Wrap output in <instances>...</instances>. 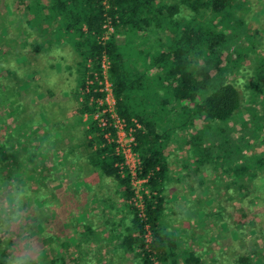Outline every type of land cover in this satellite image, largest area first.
<instances>
[{
	"label": "trees",
	"instance_id": "16d2710c",
	"mask_svg": "<svg viewBox=\"0 0 264 264\" xmlns=\"http://www.w3.org/2000/svg\"><path fill=\"white\" fill-rule=\"evenodd\" d=\"M251 7V0H0V184L5 194L13 187L10 180L15 168L32 162L39 165L36 139L30 137L35 133L43 136L44 132L34 123H19L20 112H28V104L22 101L23 94H14L11 84L3 82L2 72L10 79L15 75L14 69L5 68L3 62L25 54L27 49L40 52L43 43L64 42L78 56L72 97L77 112L75 123L83 125L84 139L79 145L88 165L115 184L114 197L102 202L100 213L109 228L107 235L97 233L92 221L82 223L76 235L78 250L82 252L83 244L94 240L98 246L114 240L115 255L103 264L121 263L129 255L132 264H176L173 258L178 242L169 222L181 214L166 210L174 181L178 191L181 182L189 189H198L191 198L199 202L194 205L196 214L202 212L214 218L225 212L223 199L215 210L206 211L203 200L211 193L202 196L200 190L213 189L219 194L220 186L224 187V197L238 200L234 208L241 210L236 223L240 230L247 222L241 204L250 201L247 209L256 217L261 240L251 246L248 242L237 243L243 249L234 241L225 253L231 259L229 264H264V54L256 55L255 61L252 53L231 43L248 35L250 42L245 47H255L254 40L261 39L258 33L264 31V26L253 29V33L247 28L240 36L232 32L245 21L243 17ZM229 11L233 14L231 21ZM107 24L111 32H107ZM4 26L9 27L5 34L1 33ZM226 48L231 52L227 53ZM104 57L116 112L129 127H135L134 121L139 124L133 132V149L140 160L136 175L144 180L141 209L135 202L131 175L120 167L123 158L116 151L115 130L112 126L99 127L93 118L99 106L97 100L104 97L99 90ZM241 71L245 72L244 80L253 84V111H244L249 117L241 131L232 127L230 133L235 135L228 137L231 144L221 150L224 155L217 152L216 157L222 160L215 166L209 154L214 151L209 145L212 140L200 136L199 131L206 122L231 121L238 110L247 108L244 98L249 101L250 94L240 91L243 87L235 83ZM15 96L23 99L18 101ZM84 115L88 117L85 123ZM58 130L53 134L61 140L62 129ZM215 135L222 138L220 132L211 137ZM172 165L177 167L176 177H172ZM240 192L243 195L238 197ZM17 235H0V264H5L6 249L11 247V237ZM68 242L63 246L68 247ZM186 248L188 255L182 256L183 263L201 264L189 245ZM55 253L46 264H68L62 251ZM75 258L71 255L79 264Z\"/></svg>",
	"mask_w": 264,
	"mask_h": 264
},
{
	"label": "rangeland",
	"instance_id": "374dc122",
	"mask_svg": "<svg viewBox=\"0 0 264 264\" xmlns=\"http://www.w3.org/2000/svg\"><path fill=\"white\" fill-rule=\"evenodd\" d=\"M251 2L252 7L243 17L246 24L242 21L239 28H234L232 32L235 35L240 36L247 28L249 32H252L253 29L263 28L264 26V0H251ZM227 14L231 21L233 14L230 11ZM8 28V26H4L1 33L5 34L9 31ZM258 34L261 39L259 41L254 40L255 47H245L250 42L248 35L238 42L231 43H235L234 46L237 45L239 50H247L252 53L253 60L256 61V55L264 54V44L262 43L264 41V31ZM226 49L227 53L231 52L228 48ZM77 59V54L73 52L71 46L67 43H43L40 52H33L31 49H27L25 54L14 56V59L3 62L5 68L14 69V78L10 79L6 72L1 73L3 82L11 84L12 88L10 90L14 94L17 92L23 94L24 100H22L23 98L19 99L18 96H15L16 99L28 104V112H20V114L22 113V118H20L19 123L23 122L29 125L34 123L37 126L36 128L41 127L44 132L43 136L42 133L39 136L35 133L30 137L32 141L36 139V160L39 165L32 162L21 169L15 168V175L10 180L13 183L11 190L15 191L21 205L18 209L20 221L17 227L25 236L31 238L34 234L41 239L45 249L42 264L49 262L50 255H56V251L63 252L64 259L68 261V264H75L74 260L71 259V255H74L75 259L79 260V262L76 260L79 264H102L103 260L110 257L107 255L112 253L113 250L112 244H114V240L106 243L105 247H102L101 254H98L97 257L95 256V247L98 248V245H96L95 241L88 245L83 244L82 252L76 246V235L79 229H82V223L84 222L82 219L87 216L92 219L94 217L98 219L97 216H102L101 214L98 215L99 212H96L95 208L98 209L107 197H114L113 189L115 185L112 180L100 176L95 169L88 165L86 154L82 152V147L79 145L83 141L81 139L83 135L82 126H80L81 124L76 125V114L75 116L71 115L73 108H76L72 94L76 86L74 70ZM228 67L230 68V66ZM244 74L245 72L242 73L241 71L239 76L241 80H236L235 83L236 87H243L239 89L240 91L244 89L250 94L249 101L247 100L248 97L244 98V103H248L247 108L238 110L231 121L206 122V124H203L204 129L199 131L200 136H208L212 140L209 145L214 148V151L208 153L214 158L212 162H214L213 165L215 164V166L217 163L221 164L219 159L222 160V157H216L217 152L224 155L225 153L221 150L227 149L228 145L231 144L228 141V137L231 138L234 134L230 133L233 131L232 127L241 131L246 126L244 120L249 117L248 113L251 114V111H253V105L251 106V101H253L251 87L253 84L244 80ZM13 85L16 86V89ZM10 90H8L9 95L11 93ZM244 111H248V113ZM85 119L87 118L83 117L84 121ZM168 122L170 123L171 121L168 120ZM42 123H45V125L43 126ZM58 128L62 129V133L60 132L62 135L61 140L53 134L59 132ZM217 132L222 134V138L217 135L214 138L211 137L212 133ZM220 142L223 144L220 147H216V144ZM171 147L176 150V145ZM233 147L235 148V145ZM248 147H251L250 143ZM203 167L205 168L206 164ZM171 168L174 171L172 177L178 176L177 167L172 165ZM185 181L187 183L190 178ZM180 185L185 188L184 182H181ZM137 187L142 189L143 185ZM209 187L212 188L211 185ZM176 189L177 183L173 181L168 191L170 201L167 199V204L173 201L178 202L180 195L185 194L187 201L191 200L192 195H195V192L189 188H187L186 193L184 191L182 193L181 190L179 192ZM223 189L224 187L220 186L219 194L213 189L211 191H200L202 196L206 195L207 192L211 193V195H206L210 203L206 206L203 202L206 211L215 210L217 203L220 199H223L221 204L225 207V212H222L221 216L217 218L208 215V217H213L211 219L221 223V226H217L222 228L219 229L222 232L219 235L221 237L219 239H223L224 243L227 242L228 238L236 240V246H239V243L245 244V242H248L251 246L253 245L252 243L261 240V233L258 230L259 226L256 225V221L254 222L256 217L249 214L250 210L247 209L250 201H245L241 204L243 211L246 213L247 222L240 230L236 228V223L240 220L241 210L234 208L235 204L239 205L238 200L224 197L226 193L222 192ZM175 195H177V198L173 199ZM242 195L243 193L240 192L237 196L241 197ZM1 199L4 198L2 197ZM176 202L172 203V205L166 204L167 208L169 206L175 208ZM186 206L182 209V215L170 224V228H172L171 225L175 224L174 226L178 229L183 227L188 231L190 226H193L191 217L196 211V207L194 204H187ZM121 207L119 206V208ZM192 211H194L193 214ZM261 217L263 216L261 215ZM101 218L104 217L102 216ZM100 227L101 230L104 229L103 225ZM216 228H214V231L217 232ZM145 236L147 239V234ZM67 241L70 243L68 247L63 246ZM238 248L243 249L244 247L239 246ZM131 257L132 255H129L123 264H132Z\"/></svg>",
	"mask_w": 264,
	"mask_h": 264
},
{
	"label": "crops",
	"instance_id": "0c3cea01",
	"mask_svg": "<svg viewBox=\"0 0 264 264\" xmlns=\"http://www.w3.org/2000/svg\"><path fill=\"white\" fill-rule=\"evenodd\" d=\"M75 114H77L76 108H73V113H71V115L75 116ZM83 117L85 118V116H82V121L85 123V121L83 120ZM86 118H88V117H86ZM80 126H82V128H83L82 124ZM81 139H84L83 135H82ZM170 180L173 181V178L171 177ZM180 189H181L182 193H183V191L185 193L187 192V186L186 185H185V188L181 187ZM191 190L193 192H195L197 189L194 188ZM205 190H206V188L201 189L200 191H205ZM190 195H192V194H190ZM193 196L194 195H192L191 197H193ZM175 198H177V195H175L173 199H175ZM167 199L170 201V198H167ZM204 199L205 200H203V202L207 206V204L210 203L208 201V197L205 196ZM168 200H166V204H167ZM175 202L176 201H173V202H170L168 204L172 205V203H175ZM176 203L177 204L175 205L176 206L175 208L174 207L171 208V206H169L166 209L169 214L178 213V214L182 215V213H183L182 209H184L187 204H194L195 206H198V204H199L197 199L187 201L185 194L180 195V200H178V202H176ZM167 205H166V207H167ZM102 208H103L102 203L98 209L95 208L96 212H99L98 215L101 213ZM121 208H123V206ZM202 216H204V214H202V213L199 214V212L196 214V211H195V213L191 217V221L193 223V226H190V230H188V231H186V229H184L183 227L178 229L176 226H174L175 224L171 225V227L173 228V229L172 228L171 229L174 232V235L176 236L177 242H178V250H177L178 252L174 256L173 260L174 261L176 260V264H185V263H183L182 256L184 254L186 256L188 255L186 253V251H187L186 246L189 245V248L193 252V255L197 258H200L201 264H229V261L231 259H229L227 257L225 250L227 249V245L231 244L232 242L234 244V241H236V240H231L228 238L227 242L224 243L223 239H219V238H221L219 235L222 234V232H220L219 229H222V228L217 227V226H221V223L219 221H216L215 219L214 220L211 219L213 217H208V216L202 217ZM97 217H98V219L95 217L92 219L91 217L87 216V217H84L82 220L84 221L83 223H85V222L88 223V222L92 221L93 222L92 224H94L97 233H104V235H107V230L109 228L106 226V223H104V221H103L104 218H101L102 216L101 217L97 216ZM175 221H176V218H172V220L169 222V226L171 223H173ZM216 223H218V224H216ZM101 225H103V227H104V229H102V230H101V227L99 228V226H101ZM214 228H216L217 232L214 231ZM217 239H219V240H217ZM95 242H96V245H98V242L97 241H95ZM101 242H103V241L101 240ZM223 244H226V245L223 246ZM105 245H106V242L104 241L102 243V246H98V248L95 247V256L96 257L98 256V254L99 255L101 254V252H102L101 250L103 249L102 247H105ZM114 251L115 250H112V253L107 255L110 257L108 259H105V260H109V259L111 260V258L115 255ZM105 260H103V262H105ZM124 262L125 261H121V263H118V264H123Z\"/></svg>",
	"mask_w": 264,
	"mask_h": 264
},
{
	"label": "built area",
	"instance_id": "2783aa9c",
	"mask_svg": "<svg viewBox=\"0 0 264 264\" xmlns=\"http://www.w3.org/2000/svg\"><path fill=\"white\" fill-rule=\"evenodd\" d=\"M105 27H107V32H111L113 30L109 24L105 25ZM107 68L108 61L106 57H104L102 61L103 80L99 81V90L104 92V97L97 100L99 106L98 110L93 114V118L97 121L99 127L106 129L107 127L112 126L115 130L116 151L123 158L120 167L122 169H127L131 175L132 183L136 187L135 202L141 209V189H139L137 186L142 185L144 180L139 179L136 175V170L140 160L138 153L133 149L135 146V137L133 132L135 127H139V124L134 121L135 127H129L125 120L121 118L116 112L114 108L115 99L113 96L112 84L107 77ZM88 83L91 84L93 82L89 81ZM84 116L87 117V115ZM105 137L108 138L109 134L106 133ZM147 240H149V233H147Z\"/></svg>",
	"mask_w": 264,
	"mask_h": 264
},
{
	"label": "clouds",
	"instance_id": "9594fccd",
	"mask_svg": "<svg viewBox=\"0 0 264 264\" xmlns=\"http://www.w3.org/2000/svg\"><path fill=\"white\" fill-rule=\"evenodd\" d=\"M5 191L4 186L0 184V196L4 197L3 201H0V235L20 233L11 237L12 244L6 249L5 264H42L45 249L41 239L34 234L29 238L20 232L17 227L20 221L18 213L20 200L14 190L9 189L6 196Z\"/></svg>",
	"mask_w": 264,
	"mask_h": 264
}]
</instances>
